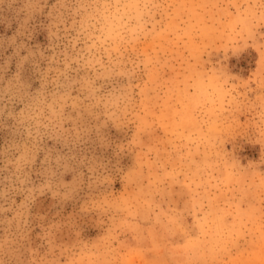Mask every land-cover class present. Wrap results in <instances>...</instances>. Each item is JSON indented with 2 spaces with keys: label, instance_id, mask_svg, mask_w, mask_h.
I'll list each match as a JSON object with an SVG mask.
<instances>
[{
  "label": "rangeland",
  "instance_id": "1",
  "mask_svg": "<svg viewBox=\"0 0 264 264\" xmlns=\"http://www.w3.org/2000/svg\"><path fill=\"white\" fill-rule=\"evenodd\" d=\"M0 264H264V0H0Z\"/></svg>",
  "mask_w": 264,
  "mask_h": 264
}]
</instances>
